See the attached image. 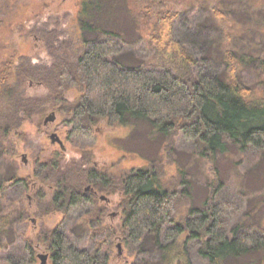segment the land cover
I'll return each instance as SVG.
<instances>
[{"label": "trees", "instance_id": "trees-1", "mask_svg": "<svg viewBox=\"0 0 264 264\" xmlns=\"http://www.w3.org/2000/svg\"><path fill=\"white\" fill-rule=\"evenodd\" d=\"M159 1L83 0L78 51L64 56L62 45L54 46L50 37L47 62L24 56L12 70L0 72V158L13 155V147H7L10 135L49 108L60 107L70 117L64 121L70 140L93 136L102 122L145 121L167 143L163 158L110 174L92 163L90 153L67 162L56 151L37 168L38 182L52 194L41 199L36 213L70 215L96 206L91 194L83 195L87 185H95L101 192L122 194L121 226L107 228L109 237L119 234L140 253L146 242L153 243L150 258L133 264H192V249L210 264H264V219L239 220L241 201L230 197L229 184L213 170L215 160L231 151L236 160L264 155V49L251 42L264 0H184L181 10L171 4L162 15L154 6ZM194 5L206 13L203 18L191 13ZM164 23L168 47L162 44ZM29 82L44 85L48 93L27 96ZM70 89L79 92L75 102L65 98ZM182 144L203 169L211 165L199 207L184 170L166 179L163 160ZM0 176L1 192L26 189L30 177L16 170L7 181L3 172ZM18 213L27 219L24 208ZM0 220V264H22L1 252L3 232L14 227L12 211L1 208ZM35 237L52 264H109L111 259L101 248L74 245L63 225ZM33 244L28 242L29 250Z\"/></svg>", "mask_w": 264, "mask_h": 264}, {"label": "rangeland", "instance_id": "rangeland-1", "mask_svg": "<svg viewBox=\"0 0 264 264\" xmlns=\"http://www.w3.org/2000/svg\"><path fill=\"white\" fill-rule=\"evenodd\" d=\"M83 0H0V72L8 71L25 56L33 62H47L50 50L47 45L50 37L54 46L62 45V55L78 51L81 32L79 29V12ZM173 4L181 10L184 0H160L154 6L162 15ZM199 7L191 6V13L203 18L205 12ZM260 28L252 32L251 42L256 47L264 49V34L262 22L264 11L259 12ZM239 19H242L241 17ZM162 44L166 47L169 27L163 24ZM132 31L127 33L130 42H135ZM51 40V39H50ZM51 42V41H50ZM163 45V46H164ZM138 45L137 47H140ZM172 46V45H170ZM171 47L168 48L170 51ZM8 68V69H7ZM12 70V68H10ZM249 78L256 80V72L250 70ZM26 95L34 97L45 95L49 90L38 82L25 83ZM69 101H77L79 92L70 89L66 92ZM49 108L47 113L40 117L34 116L23 123L21 129L11 134L7 147H13V155L5 153L0 158V175L3 172L7 181L17 171L23 178L29 177L26 189L15 190L7 188L0 191V211H12L13 228L2 234V255L23 260L22 264H43L40 254L48 253L45 248L36 243V235L43 229H53L63 225L64 231L70 236L74 245L82 248H101L109 252V264H133L137 260L149 259V252L153 243L146 242L144 253L128 244L119 234L109 237L106 230H118L121 226L123 210L120 209L122 194L99 192L96 206L88 205L84 209H77L70 215L53 212L50 215L37 214L40 201L48 200L52 194L48 187L40 184L36 172L42 161L51 157H64L67 162L81 160L90 153L91 161L95 166L110 174L129 172L131 169L141 168L148 162L163 158V148L167 144L164 139L154 136L152 126L145 121L129 122L125 125H110L102 122L93 136L79 137L70 140L64 121L70 117L63 112ZM55 111V119L45 123V119ZM57 133L63 141V146L53 143L51 134ZM8 152L11 148L7 149ZM191 151L183 144L176 146L169 159L164 158L166 179L172 181L178 174V169L185 171L192 195L193 204L199 207L207 192L208 181L212 178L211 165L203 169L199 162L192 158ZM231 151L220 155L215 160L214 169L220 180L229 184L230 197H238L241 201L239 220L259 221L264 219V155H255L245 160L234 156ZM2 171V172H1ZM2 176H0L1 179ZM1 184V182H0ZM85 193L91 190L83 189ZM105 195V198H101ZM19 208L25 210L27 219L21 218ZM101 209H104L102 211ZM14 211V212H13ZM101 219V220H100ZM0 220V227L3 226ZM5 235V236H4ZM34 242L33 250H29L28 242ZM148 251V252H146ZM192 264H210L201 257L195 249L191 250ZM50 256V254H49ZM47 264H52L51 257ZM156 259V258H155Z\"/></svg>", "mask_w": 264, "mask_h": 264}, {"label": "flooded vegetation", "instance_id": "flooded-vegetation-1", "mask_svg": "<svg viewBox=\"0 0 264 264\" xmlns=\"http://www.w3.org/2000/svg\"><path fill=\"white\" fill-rule=\"evenodd\" d=\"M66 95H67V93H65V98H66ZM67 99V98H66ZM68 100V99H67ZM70 102H73V101H70ZM54 108H56V107H54ZM53 108V109H54ZM58 109L60 108V107H57ZM57 110V109H56ZM60 110V109H59ZM53 113H55V111H52ZM55 134H57V133H55ZM52 136V135H51ZM58 137H59V135H58ZM60 138V137H59ZM51 139H52V137H51ZM60 140H62V139H60ZM58 143V142H57ZM62 143H63V141H62ZM59 144V143H58ZM60 145V144H59ZM61 146H63V144L61 145ZM99 168V167H98ZM100 169V168H99ZM103 171V170H102ZM85 190H91L90 191V193H83V195L84 196H86V195H88V194H91V196L92 197H90L92 200H95L96 201V203L98 202V198H97V195L98 194H100L99 192H101V191H99L98 189H96V186L95 185H87L86 186V188H85ZM101 198H105V195H101ZM102 210V209H101ZM103 211V210H102ZM50 257V256H49Z\"/></svg>", "mask_w": 264, "mask_h": 264}, {"label": "water", "instance_id": "water-1", "mask_svg": "<svg viewBox=\"0 0 264 264\" xmlns=\"http://www.w3.org/2000/svg\"><path fill=\"white\" fill-rule=\"evenodd\" d=\"M55 119V113H51L46 119H45V123H47L49 120L53 121ZM52 136V142H58L60 145H62V140H60V138L58 137V134H51ZM49 254L44 253V254H40L39 258L43 259V264H47V258H48Z\"/></svg>", "mask_w": 264, "mask_h": 264}]
</instances>
